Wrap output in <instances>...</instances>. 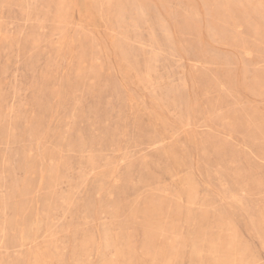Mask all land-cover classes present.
Segmentation results:
<instances>
[{"label":"rangeland","instance_id":"rangeland-1","mask_svg":"<svg viewBox=\"0 0 264 264\" xmlns=\"http://www.w3.org/2000/svg\"><path fill=\"white\" fill-rule=\"evenodd\" d=\"M0 264H264V0H0Z\"/></svg>","mask_w":264,"mask_h":264}]
</instances>
